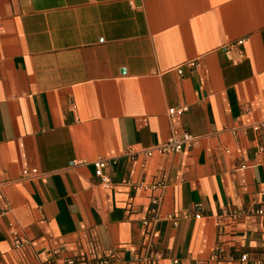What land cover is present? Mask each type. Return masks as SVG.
Instances as JSON below:
<instances>
[{
  "label": "crops",
  "instance_id": "0c3cea01",
  "mask_svg": "<svg viewBox=\"0 0 264 264\" xmlns=\"http://www.w3.org/2000/svg\"><path fill=\"white\" fill-rule=\"evenodd\" d=\"M260 209L264 0H0V264H264Z\"/></svg>",
  "mask_w": 264,
  "mask_h": 264
},
{
  "label": "built area",
  "instance_id": "2783aa9c",
  "mask_svg": "<svg viewBox=\"0 0 264 264\" xmlns=\"http://www.w3.org/2000/svg\"><path fill=\"white\" fill-rule=\"evenodd\" d=\"M243 42L244 41H239L234 45H229V46L225 47L224 50L226 51L227 54H231L233 51H236L237 58L241 59L243 57V55L237 49V46L242 45ZM186 65L189 67H195L196 63H195V61H189L186 63ZM179 111H182V110L170 109L169 114L173 115ZM194 140H195L194 138H192L191 136H189L186 133H184L180 137L173 134L172 137H170L165 143L158 146L156 150L162 154L178 153L180 151L182 145H191L194 143ZM106 164L107 163L103 160L97 161L94 164L95 174L98 178L101 179L102 185L105 187L110 184V180L102 174V170L104 169ZM38 177H40V175L37 172V170H35V169L30 170V171L25 170L22 172V179H36ZM159 200H160V198H158V197L151 200V205L153 206V208L151 210V214H153V215L155 214L156 207L158 205ZM249 213L254 214V215L264 216V210L263 209L253 211V213L252 212H249ZM244 215H247V212H230V213H228V215H226V217L228 219H230L231 221L235 222V221L239 220V218L244 216ZM195 217L198 218V215H196ZM64 264H75V263L71 260H68V261H65Z\"/></svg>",
  "mask_w": 264,
  "mask_h": 264
}]
</instances>
